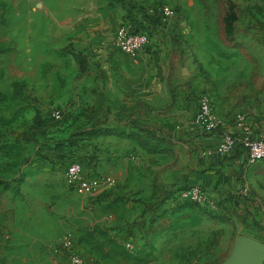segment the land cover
Listing matches in <instances>:
<instances>
[{"label": "rangeland", "instance_id": "obj_1", "mask_svg": "<svg viewBox=\"0 0 264 264\" xmlns=\"http://www.w3.org/2000/svg\"><path fill=\"white\" fill-rule=\"evenodd\" d=\"M115 1L126 0H0V93L5 97L0 103V264H66L62 240L67 235L80 250L84 264H146L142 260L150 257L156 258L155 264H221L232 252L238 235L264 242V160L251 165L232 192L211 193L205 188L214 200V207L203 208L209 222L199 234L181 238L174 250L170 247L173 243L158 248L145 233L133 234L135 222L127 220L125 211L121 214L126 219L117 224L113 213H119L118 209L105 205L102 210L66 183L65 167L71 160L50 158L56 143H61V148L70 146L65 142V122L51 117L54 109L62 110L66 117L74 103L78 104V113L87 110L84 105H95L102 92L93 86L100 67L107 71L110 82L119 81L122 66L133 67V75L139 72V61L119 57L125 54L113 46L117 31L113 26L105 31L97 47L95 43L88 50L93 52L104 45L116 63L109 56L93 57L89 69L80 71L71 57V52L87 49L81 42H72L69 49L71 41L64 35L62 24L71 20L80 23L91 12ZM129 1L165 3L180 14L183 28L156 39L152 35L143 51L155 48L154 52L159 50L168 56L171 85L180 77L179 47L183 46L193 56L191 63L201 69L212 61L221 65L226 59V45L239 49L236 37L240 24L264 19V0ZM158 61L150 60L147 65L154 71ZM257 64L248 56L246 65ZM155 76L151 74V78ZM102 95L109 109L118 108L116 103L111 104L118 100L110 86ZM33 103L48 108V117L43 118L49 125L45 131L38 129L32 109H27ZM21 107L27 108L20 117ZM87 121L81 119L78 128L85 127L83 122ZM25 127L28 129L23 132ZM102 216L107 217L104 231L99 220ZM127 229L131 233H123ZM127 240L135 243V252L127 250ZM182 245L185 248L180 251Z\"/></svg>", "mask_w": 264, "mask_h": 264}, {"label": "crops", "instance_id": "obj_2", "mask_svg": "<svg viewBox=\"0 0 264 264\" xmlns=\"http://www.w3.org/2000/svg\"><path fill=\"white\" fill-rule=\"evenodd\" d=\"M129 3V0L115 1L109 7L91 12L88 19L80 23H74L70 18L71 21L67 22L70 24H62L64 35L71 41L69 49L72 42H81L87 49L71 52L80 71L86 67L89 69L93 57L109 56L116 63L115 56L104 45L93 52L88 49L95 43L97 47V42L111 26L113 30L122 25L133 30L139 28L142 15ZM133 16L139 21L133 20ZM166 33L160 27L152 35L156 39ZM236 39L240 43L239 49L226 45V59L221 65H217L219 61H212L203 69L192 64L190 59L193 56L183 46L179 47L177 61L180 77L175 85L168 81L166 54L159 50L154 52V48L152 52L143 50L133 59L123 53L125 55L119 57L125 61L130 58L140 62L139 72L133 75L130 71L133 67L122 66L118 72L119 81L110 82L107 71L103 67L98 68L93 86L102 91H99L100 99L93 106L84 105L87 110L81 113H78V104L74 103L71 113L61 120L65 122L67 140L76 146L73 149L71 145L60 147L52 152L50 158L83 161L87 171L96 175L95 191L90 200L95 201L102 210L105 205L118 209L119 213H113L117 224L131 218L135 222L133 234L145 233L158 248L160 244L173 243L170 247L176 250L175 244L181 242V238L199 234L210 219L208 214L195 206H182L164 212L166 207L161 199L165 191L176 185L198 184L211 193L232 192L241 176L254 164L249 162L248 153L241 146L227 155L216 151L223 132L241 133L240 116L250 124L254 135L264 131V19L241 23ZM248 56L255 62L257 60L258 64L246 65ZM157 59L158 66L153 71L147 62ZM184 60L186 63H183ZM152 73L156 75L154 78H151ZM123 77V81H120ZM109 86L112 93L117 94L114 99L118 100L111 104L116 103L118 108L109 109L102 95ZM196 88L202 89L213 101L215 113L222 123L217 133H206L192 124L190 92ZM3 93L9 94L6 90ZM26 108L21 107L17 116L21 117ZM27 109H32L33 122L40 117L47 118L49 114L48 108L42 104L33 103ZM73 113L76 114L73 116ZM92 114H95L93 118ZM85 118L88 119L83 122L86 126L78 128L80 120ZM108 127L113 129L114 134L90 138L75 136L93 128ZM26 129L28 127L23 132ZM82 138L83 141L80 140ZM123 211L127 214L125 219L121 214ZM103 216L99 220L104 231L107 217ZM133 239L136 241V238ZM184 248L182 245L178 249L183 251ZM175 257H179L177 253ZM142 261L146 264L157 262L154 257Z\"/></svg>", "mask_w": 264, "mask_h": 264}, {"label": "built area", "instance_id": "obj_3", "mask_svg": "<svg viewBox=\"0 0 264 264\" xmlns=\"http://www.w3.org/2000/svg\"><path fill=\"white\" fill-rule=\"evenodd\" d=\"M140 13L139 21L141 30H133L129 26L122 25L116 31L114 37L115 46L123 53L135 59L149 45L152 33L162 27L164 31H177L183 28L180 14L173 7L165 3L136 4L129 3ZM191 106L193 114L192 124L199 127L206 133H217L222 125L221 120L214 110L211 97L203 92L192 90L190 92ZM63 111L54 109L51 117L55 121L63 119ZM242 129L240 134L225 131L221 135L220 143L216 146V151L221 155H227L234 149L241 146L248 153L250 163H257L264 160V131L259 135H254L250 124L245 118L240 116ZM39 120L36 123H39ZM66 183L76 193L81 196L91 197L95 191V175L88 172L83 161L72 160L65 167ZM164 205L168 208L177 207L183 203H193L200 206L214 207L213 197L201 185H176L165 191L163 198ZM131 233L129 229L123 231ZM62 245L66 253V264H84L83 256L76 247L71 236L67 235L62 240ZM125 246L131 253L135 252V243L131 240L125 241Z\"/></svg>", "mask_w": 264, "mask_h": 264}, {"label": "water", "instance_id": "obj_4", "mask_svg": "<svg viewBox=\"0 0 264 264\" xmlns=\"http://www.w3.org/2000/svg\"><path fill=\"white\" fill-rule=\"evenodd\" d=\"M221 264H264V242L246 234L238 235L232 252Z\"/></svg>", "mask_w": 264, "mask_h": 264}, {"label": "trees", "instance_id": "obj_5", "mask_svg": "<svg viewBox=\"0 0 264 264\" xmlns=\"http://www.w3.org/2000/svg\"><path fill=\"white\" fill-rule=\"evenodd\" d=\"M136 31L137 30H141V28H137V29H135ZM15 86H19V84H16ZM4 99H5V97L3 96V94L2 93H0V103L1 102H3L4 101ZM39 120H41L39 123H37L36 125H37V127H38V129L40 130V129H42V131L44 130H46L45 128H48V126H47V123H46V121L43 119V118H41L40 117V119H37V121L36 122H38ZM112 134H114V131H113V129L112 128H93V129H91L90 131H82V132H80V133H77L75 136L76 137H81V136H88L89 138L90 137H95V136H101V135H112ZM41 134H39L38 136H40ZM77 138V139H78ZM81 141H83L84 140V138H82V139H80ZM66 142V144H67V142L69 143V140H66L65 141ZM61 143H56V145H55V150H58L60 147H61V145H60ZM67 145H74L73 143H69V144H67ZM63 146H66V145H63ZM161 202H163L164 203V201H162L161 200ZM164 205V204H163ZM165 206V205H164ZM182 206H195V207H198L199 209H201L202 211H205V209H203L204 208V206H200V205H196V204H193V203H183V204H180V205H178L177 207H174V208H168V207H166V209L165 210H163L164 212H171V211H174V210H176L177 208H179V207H182ZM124 233V232H123ZM127 234V233H126Z\"/></svg>", "mask_w": 264, "mask_h": 264}]
</instances>
